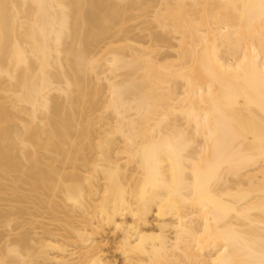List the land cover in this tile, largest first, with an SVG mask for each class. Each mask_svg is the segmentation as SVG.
<instances>
[{
    "label": "bare ground",
    "instance_id": "1",
    "mask_svg": "<svg viewBox=\"0 0 264 264\" xmlns=\"http://www.w3.org/2000/svg\"><path fill=\"white\" fill-rule=\"evenodd\" d=\"M151 2L0 0V264H264V0Z\"/></svg>",
    "mask_w": 264,
    "mask_h": 264
},
{
    "label": "rangeland",
    "instance_id": "2",
    "mask_svg": "<svg viewBox=\"0 0 264 264\" xmlns=\"http://www.w3.org/2000/svg\"><path fill=\"white\" fill-rule=\"evenodd\" d=\"M157 2V0H152V2L151 3H156ZM154 218L152 217V215L151 216H149V224H148V228H150V229H152L153 228V225L155 224L154 222V220H153ZM153 221V222H152ZM151 222H152V224H151ZM154 223V224H153ZM151 224V225H150ZM113 236V237H112ZM110 235V234H108L107 235V239H108V244H107V254L108 255H110V257L113 259V260H115V262H117L118 264H121V258L119 257V255L118 254H116V252H114V250H112V248H113V246H114V238H115V236L114 235ZM113 240V241H112ZM110 243V244H109Z\"/></svg>",
    "mask_w": 264,
    "mask_h": 264
}]
</instances>
